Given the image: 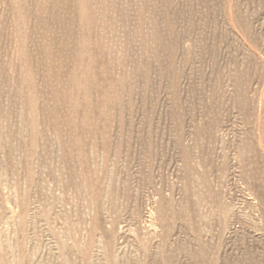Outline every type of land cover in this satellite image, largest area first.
Here are the masks:
<instances>
[{
  "label": "rangeland",
  "instance_id": "obj_1",
  "mask_svg": "<svg viewBox=\"0 0 264 264\" xmlns=\"http://www.w3.org/2000/svg\"><path fill=\"white\" fill-rule=\"evenodd\" d=\"M0 264H264V0H0Z\"/></svg>",
  "mask_w": 264,
  "mask_h": 264
}]
</instances>
